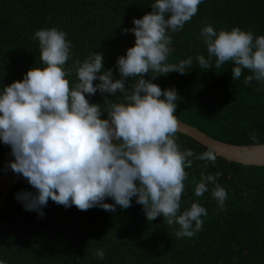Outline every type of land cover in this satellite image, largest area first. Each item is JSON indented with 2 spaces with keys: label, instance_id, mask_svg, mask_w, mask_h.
Instances as JSON below:
<instances>
[{
  "label": "trees",
  "instance_id": "1",
  "mask_svg": "<svg viewBox=\"0 0 264 264\" xmlns=\"http://www.w3.org/2000/svg\"><path fill=\"white\" fill-rule=\"evenodd\" d=\"M154 0H0V86L23 78L32 66H40V49L34 33L57 28L66 33L70 56L65 68L100 52L104 68H112L119 78L116 59L134 44L133 18L150 12ZM214 29L239 27L264 35V0H202L196 14L172 37L169 63L193 57L186 74L175 71L153 81L162 89L174 87L178 93L177 119L207 135L235 145L264 144V84L244 83L242 70L233 80L231 62L220 68H202L195 60L207 58L206 46L199 38L204 24ZM71 86L75 72L66 77ZM145 78H149L145 74ZM97 81H94L96 83ZM129 80L127 84H131ZM104 95H108L105 93ZM119 95V94H117ZM90 102L103 103L97 91ZM115 100V97H105ZM103 106V104L101 105ZM106 115V113L104 114ZM181 150L199 154L208 148L176 132ZM13 159L10 147L0 143V175ZM193 160L186 167L182 209L196 201L207 215L193 237H177L178 225H168L161 216L148 221L142 205L133 198L131 206L115 213L92 207L79 210L49 199L44 215L26 210L15 195L31 191L22 177L0 204V262L3 264H264V166L229 162L216 156L215 164ZM207 163V168L204 164ZM217 177L227 198L221 208L209 191L197 197L195 183L201 175ZM1 197V192H0ZM106 202L113 203L111 198ZM98 249L104 258L96 256Z\"/></svg>",
  "mask_w": 264,
  "mask_h": 264
},
{
  "label": "clouds",
  "instance_id": "2",
  "mask_svg": "<svg viewBox=\"0 0 264 264\" xmlns=\"http://www.w3.org/2000/svg\"><path fill=\"white\" fill-rule=\"evenodd\" d=\"M201 3L154 0L150 12L133 18V27L122 29L135 40L116 59L119 78L112 68H104L100 52L65 68L70 56L66 33L57 28L35 31L41 65L0 86V143L10 147L13 157L6 168L31 185V191L15 195L26 210L43 216L51 199L66 208L100 207L115 213L130 207L135 198L148 221L161 216L168 225H178L177 237H193L201 229L206 209L196 201L182 209L185 168L192 166V157L215 164L216 153L211 148L199 154L180 149L175 135L180 127L177 90L153 82L161 74H186L192 68L191 56L168 62L170 33L182 29ZM199 38L207 50V58L195 57L202 68H211L214 57L216 68L233 64V80L246 69V85L253 80L264 84V35L239 27L216 30L206 23ZM72 72L76 80L70 86L66 77ZM97 91L103 103L90 102ZM221 174H202L194 195H203L213 184L211 195L223 208L227 194L217 183ZM104 255L97 250L98 258Z\"/></svg>",
  "mask_w": 264,
  "mask_h": 264
},
{
  "label": "water",
  "instance_id": "3",
  "mask_svg": "<svg viewBox=\"0 0 264 264\" xmlns=\"http://www.w3.org/2000/svg\"><path fill=\"white\" fill-rule=\"evenodd\" d=\"M180 121V120H179ZM195 142L206 148L215 151L216 156L224 158L229 162L240 163L244 165L264 166V144L254 145H235L217 140L198 128L180 121V127L177 130ZM22 176L13 173L10 169L0 175V204L4 200L9 188Z\"/></svg>",
  "mask_w": 264,
  "mask_h": 264
}]
</instances>
